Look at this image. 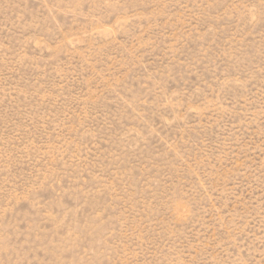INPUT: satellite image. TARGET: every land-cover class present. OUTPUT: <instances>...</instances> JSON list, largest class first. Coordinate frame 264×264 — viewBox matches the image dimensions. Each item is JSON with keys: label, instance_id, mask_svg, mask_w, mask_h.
<instances>
[{"label": "rangeland", "instance_id": "374dc122", "mask_svg": "<svg viewBox=\"0 0 264 264\" xmlns=\"http://www.w3.org/2000/svg\"><path fill=\"white\" fill-rule=\"evenodd\" d=\"M0 264H264V0H0Z\"/></svg>", "mask_w": 264, "mask_h": 264}]
</instances>
